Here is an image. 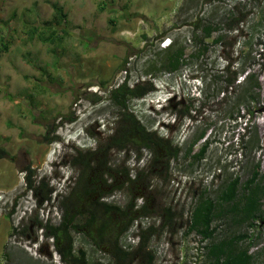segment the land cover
Instances as JSON below:
<instances>
[{"label":"rangeland","instance_id":"rangeland-1","mask_svg":"<svg viewBox=\"0 0 264 264\" xmlns=\"http://www.w3.org/2000/svg\"><path fill=\"white\" fill-rule=\"evenodd\" d=\"M52 4L66 15L59 26L67 32L63 43L29 40L28 26L53 22ZM230 10L235 31L226 33L222 44L208 40V51L191 59V51L201 46L191 40L194 24L220 23L224 33ZM3 37L11 45L0 54V150L10 158L0 157V264H64L42 226L58 224L59 193L68 195L89 174V181L107 179L105 172L115 190L103 202L122 208L133 198L137 208L147 201L151 211L119 238L132 252L130 264H209V245L243 234L247 239L236 249H246L251 264H264V0H0ZM174 42L185 48L187 64L160 74L164 48ZM226 61L232 62L230 70L244 71L236 89L248 73L259 83L255 101L241 107L243 118L234 122L226 115L231 88L221 91ZM125 78L129 88L152 81L154 91L129 100L127 112L146 131L177 146L176 158L152 161V153L136 151L134 143L122 151L108 147L107 136L121 126V110L109 91ZM205 143L203 159H194ZM74 156L89 167L72 166ZM257 164L260 219L252 226L238 224L230 206L223 205L211 224V239L188 231L200 199L216 203L223 185L235 177L240 197ZM26 168L34 192L26 188ZM140 233L147 239L141 249ZM71 238L86 264L111 262L82 234Z\"/></svg>","mask_w":264,"mask_h":264},{"label":"trees","instance_id":"trees-1","mask_svg":"<svg viewBox=\"0 0 264 264\" xmlns=\"http://www.w3.org/2000/svg\"><path fill=\"white\" fill-rule=\"evenodd\" d=\"M235 8V7H234ZM54 11V18L52 23L43 22L40 26L30 25L27 27L26 34L29 40L36 39L37 41L48 44L50 46L61 45L63 37L67 35L64 29L59 26L65 22L66 15L62 12L61 7L57 4H52ZM233 10L228 11L224 16V21H229L224 33L218 27L220 23L210 22L203 25L199 20L195 25V31L192 32L191 40L193 43H199V48L193 49L189 55L191 59H197L208 51V40L214 44H222L225 34L235 31V18H233ZM239 19L238 22H242ZM237 23V22H236ZM59 28V29H58ZM198 30V31H197ZM215 34V36H214ZM214 36V37H213ZM11 45L9 39H0V54L6 53ZM164 57L159 63L157 71L160 74H173L180 71L186 66L187 56L185 48L174 43H170L164 48ZM127 59L123 61L122 68H125ZM232 62L226 61V65L222 70V88L221 91L228 92L231 88V97L227 100L226 115L232 122L243 118L240 116V108H248L247 104L255 101L254 90L259 88L257 75L254 73L246 74L244 84L238 85L235 88V82L238 75L244 71L240 69L235 72V69L230 70ZM126 78L124 81L109 91V97L114 105L121 110V115L117 121L120 127L115 129L111 135L107 136L110 150L122 151L128 143L136 145V151L148 150L152 153L153 160L169 161L177 157L179 152L177 146H173L169 140L157 138L155 133L148 132L144 127L140 126L135 117L127 112L128 102L131 99H139L154 91L152 81H147L144 84H138L132 88L127 85ZM104 83H101L103 86ZM247 117L250 118L252 111L247 109ZM120 119V120H119ZM249 120V119H248ZM247 120V122H249ZM246 122V123H247ZM245 123V125H246ZM49 135V131H46ZM204 134L198 136V140L203 138ZM45 142L50 143L51 139L44 137ZM54 142V141H53ZM195 142V141H194ZM242 143V142H241ZM207 149V143L201 146L198 153L192 157L196 160H201ZM191 149L188 151L190 154ZM187 153V154H188ZM0 157H9L8 153L0 150ZM72 166H83L84 170L89 167V163L81 157L74 156L71 159ZM257 164L250 178L244 183V190L242 195L238 196L239 178L235 177L226 182L218 196V201L202 198L200 199L192 210L190 216V225L188 231H195L202 236L203 239L209 240L212 238L215 229L211 228V224L215 218L222 215V206L229 205V210L234 214L238 224L248 222L252 226L253 221L260 219L258 192L261 190L257 182L258 167ZM96 168H90V173H94ZM25 175L26 188L35 191L32 187L30 169L26 168ZM140 170L137 172L140 175ZM98 180L90 179V174L87 180L81 184H74L71 192L68 195H58V207L61 209L60 220L57 225H50L49 222L44 223L42 229L46 237L52 239L53 247L56 253L60 256L64 264H86L85 253L82 250L75 251L73 248V241L71 233L82 234L87 237L90 242L99 250L107 252L111 256L109 264H130L133 260L132 252L123 249L119 244V238L124 235L138 219L148 217L150 215L149 205L144 202L139 208L136 207L133 198L130 199L125 207H118L116 205L107 204L103 202L105 196L115 190L114 182L109 173L105 172ZM137 176V177H138ZM109 179V183H108ZM72 180V179H70ZM68 181V185L71 181ZM76 179L73 178V181ZM81 186L82 190L77 192L75 186ZM42 189V187H40ZM119 189V188H116ZM43 190V189H42ZM108 190V191H107ZM33 191V192H34ZM56 197V194H55ZM42 198L47 201V193L43 192ZM61 198V199H60ZM144 198V197H143ZM148 232L153 233V229ZM150 234V235H151ZM139 249L146 246L147 239L144 233H140ZM247 239V235H238L232 237L228 241H221L216 244H211L207 248V255L210 258L209 264H251L252 256L247 253V250L236 249V244Z\"/></svg>","mask_w":264,"mask_h":264},{"label":"water","instance_id":"water-1","mask_svg":"<svg viewBox=\"0 0 264 264\" xmlns=\"http://www.w3.org/2000/svg\"><path fill=\"white\" fill-rule=\"evenodd\" d=\"M262 225H264V221L262 222Z\"/></svg>","mask_w":264,"mask_h":264}]
</instances>
